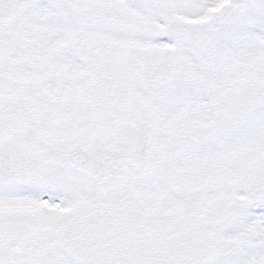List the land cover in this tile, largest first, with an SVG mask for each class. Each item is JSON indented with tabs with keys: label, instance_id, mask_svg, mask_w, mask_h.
I'll use <instances>...</instances> for the list:
<instances>
[{
	"label": "rangeland",
	"instance_id": "rangeland-1",
	"mask_svg": "<svg viewBox=\"0 0 264 264\" xmlns=\"http://www.w3.org/2000/svg\"><path fill=\"white\" fill-rule=\"evenodd\" d=\"M220 1L0 0V148L23 149L51 177L0 189V264L13 247L2 229L16 223L33 226L25 248L54 244L58 216L37 201L76 205L84 186L45 182L74 186V149L133 143L149 121L141 58L167 59L175 32ZM206 23L183 36L175 80L155 95L154 169L109 191L152 221L189 195L204 206L210 264H264V0H233ZM30 253L12 264H74L58 250Z\"/></svg>",
	"mask_w": 264,
	"mask_h": 264
},
{
	"label": "water",
	"instance_id": "water-1",
	"mask_svg": "<svg viewBox=\"0 0 264 264\" xmlns=\"http://www.w3.org/2000/svg\"><path fill=\"white\" fill-rule=\"evenodd\" d=\"M172 61L173 57L158 64L150 58L142 61L140 76L143 89L151 98L150 104L155 90L171 84ZM152 127L153 122L137 144L124 154L106 153L93 161L83 152L76 151L70 157V163L81 170L93 169L91 175L107 165L109 174L107 178L100 177V183L117 178L122 167L116 165L122 161L133 163L139 171L148 170ZM76 161L81 165L78 166ZM16 169L12 173H16ZM29 177L15 178L13 183ZM181 205L180 211L165 225L150 230L142 229V220L137 214L107 207L88 209L71 218L57 237L64 251L80 264H206L212 254V244L199 219L200 206L192 204L186 197H181ZM28 231L17 229L8 236L12 238L17 233L25 236Z\"/></svg>",
	"mask_w": 264,
	"mask_h": 264
}]
</instances>
